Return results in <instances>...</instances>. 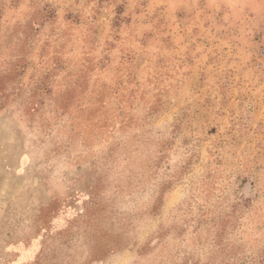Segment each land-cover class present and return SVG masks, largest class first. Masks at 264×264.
<instances>
[{
  "label": "rangeland",
  "instance_id": "rangeland-1",
  "mask_svg": "<svg viewBox=\"0 0 264 264\" xmlns=\"http://www.w3.org/2000/svg\"><path fill=\"white\" fill-rule=\"evenodd\" d=\"M0 86V264H264V0H0Z\"/></svg>",
  "mask_w": 264,
  "mask_h": 264
},
{
  "label": "trees",
  "instance_id": "trees-1",
  "mask_svg": "<svg viewBox=\"0 0 264 264\" xmlns=\"http://www.w3.org/2000/svg\"><path fill=\"white\" fill-rule=\"evenodd\" d=\"M15 59H17V57L15 56ZM21 60V59H19ZM18 60V61H19ZM14 65V69H16V66H17V63L15 62V64L13 63ZM24 68V67H23ZM46 86V85H45ZM44 88V87H43ZM46 89V87H45ZM8 95L4 93V89L2 88L1 89V86H0V109H2L4 106H6V99H7ZM34 108V107H33ZM32 108V109H33ZM254 264H263V260L262 258H258L256 257L254 260H253Z\"/></svg>",
  "mask_w": 264,
  "mask_h": 264
}]
</instances>
